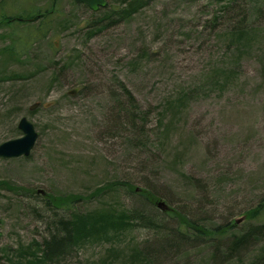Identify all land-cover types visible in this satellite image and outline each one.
<instances>
[{
  "label": "rangeland",
  "instance_id": "374dc122",
  "mask_svg": "<svg viewBox=\"0 0 264 264\" xmlns=\"http://www.w3.org/2000/svg\"><path fill=\"white\" fill-rule=\"evenodd\" d=\"M54 1L51 30L27 49L17 41L35 29L0 24V145L23 136L22 118L39 134L29 157L0 158V182L14 187H0V264L50 237L48 223L62 213L46 208L48 194L87 198L113 182L148 189L209 230L235 227L211 241L187 239L177 218L149 207L159 210L160 227L83 245L55 264H250L264 254V238L227 250L233 236L264 224V214L246 216L264 202V0H242L253 32L243 50L228 27L244 13L216 26L223 13L214 0H148L97 33L96 21L120 0L97 11L75 0L37 4L45 10ZM222 66L235 73L212 86ZM139 195L120 187L76 209H141Z\"/></svg>",
  "mask_w": 264,
  "mask_h": 264
},
{
  "label": "trees",
  "instance_id": "16d2710c",
  "mask_svg": "<svg viewBox=\"0 0 264 264\" xmlns=\"http://www.w3.org/2000/svg\"><path fill=\"white\" fill-rule=\"evenodd\" d=\"M147 1L148 0H120L117 7L105 10L103 17L99 19L101 23L96 21L94 24V33L98 32L97 28L104 30L105 22L112 24L115 22L128 21L146 5ZM38 2L39 0H11L9 3L0 4V24L2 23L9 27L13 25L27 26L35 29V32H33L28 28V30L25 31L24 37L17 41L22 50L32 46V43L35 42L37 38H45L51 30V15L56 11L57 3L54 1L49 5L48 9L42 10L39 8ZM214 2L221 7V13H223V15L211 20L216 26L218 23L221 24V20L226 18V16H224L226 14L229 15L232 12H238L237 14L244 13L239 20L234 21V18V25L231 28L228 27L230 30L228 34L232 45L235 46L237 50H243L245 46H249L253 32L248 25L249 19L247 18L246 9H243L245 6L242 4V0H214ZM261 11L262 10H260V12ZM16 53L14 49L11 50V55L13 54L14 57L18 55ZM234 73V68L222 66L218 69L217 81L212 86L220 84L226 85L227 79L231 78ZM120 86L126 96L127 102H129L130 107H132L134 111V113L131 111L127 113L133 125L137 126V122L134 123V121L138 120V116L135 112L137 111V107L134 106L135 99L124 83ZM141 120L143 123L145 122L146 117L144 114L141 116ZM142 128L143 127H141V129ZM135 140L136 142L138 141L137 139ZM0 187L14 190V187H11L8 183L3 181L0 182ZM120 187H124L127 191L132 193L140 192V199L144 201L143 207L141 209L137 208L130 210H117L113 207H109L91 213H80L76 209L80 203L87 201V198H97L100 197V194ZM16 190H20V188ZM31 192L34 193L33 191ZM87 198L83 195L58 196L48 194L45 198L46 208L49 211H53L56 215H58V213L62 214H60V217H54L52 222L50 221V223H48L50 237L45 238L42 243H35L34 246L36 248H34V250L31 248H20L18 261L13 262V264L59 263L73 252L78 251L83 245L101 243V241L112 243L116 238H119L128 230L132 231L140 227H160V222L157 220V218H159V210H157L155 215L148 211L149 207H157V203L160 199L155 193L148 191V189L143 188L137 191L136 186L131 183L113 182L103 188H99L94 194H91ZM263 214L264 202L247 212L246 216L248 221H256L259 220L260 216ZM165 215H170L178 219L181 227L178 234L184 235L187 239L195 237V239L203 238L211 241V239H214L212 235H224L226 234V229L229 230L235 227L234 223H231L209 230L204 226H200L197 222L188 219L176 209H170ZM254 226L249 227V229L242 234L233 236V240H231L227 250L232 253L238 252L240 248L248 246L250 242L262 240V238H264V224ZM189 233H191V235H189ZM112 252L115 253V250H112ZM226 253L223 256H225ZM252 260L250 264H264V254Z\"/></svg>",
  "mask_w": 264,
  "mask_h": 264
},
{
  "label": "water",
  "instance_id": "95a60500",
  "mask_svg": "<svg viewBox=\"0 0 264 264\" xmlns=\"http://www.w3.org/2000/svg\"><path fill=\"white\" fill-rule=\"evenodd\" d=\"M77 4H85L89 6L93 11H97L100 8L106 6L105 0H75ZM19 130L23 133V136L7 141L0 145V158L3 159H17L21 157H29L39 139V134L33 125L27 118H22L18 124ZM158 207L166 212L169 207L163 202L158 203ZM243 219L237 220L236 223H241Z\"/></svg>",
  "mask_w": 264,
  "mask_h": 264
}]
</instances>
